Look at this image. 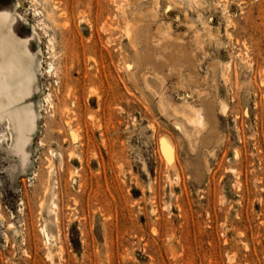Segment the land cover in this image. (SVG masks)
<instances>
[{
    "label": "rangeland",
    "instance_id": "obj_1",
    "mask_svg": "<svg viewBox=\"0 0 264 264\" xmlns=\"http://www.w3.org/2000/svg\"><path fill=\"white\" fill-rule=\"evenodd\" d=\"M0 9L38 34L39 115L25 171L0 144V264H264V0Z\"/></svg>",
    "mask_w": 264,
    "mask_h": 264
},
{
    "label": "bare ground",
    "instance_id": "obj_2",
    "mask_svg": "<svg viewBox=\"0 0 264 264\" xmlns=\"http://www.w3.org/2000/svg\"><path fill=\"white\" fill-rule=\"evenodd\" d=\"M153 16L155 17V15ZM20 21H24V19L21 16H18L16 11L0 9V123L5 126L4 128L7 131L6 134L0 133V144L6 146L8 150L13 151L17 155L20 164L19 167L21 170L24 168L25 171L29 165L28 149L32 144L33 135L38 128L37 123L39 120V115L32 102L37 85V61H35L36 55L30 50V46L34 41V36L32 37V34L35 36L38 34L36 30L32 28L31 35L27 38L22 39L18 37L14 30V26ZM136 25L137 24L134 23V27ZM160 28L159 30L163 33L170 31L169 27L161 26ZM127 36L129 43L134 49H136V34L132 27L127 29ZM16 42L23 47V59L14 54L12 43ZM127 68L130 77L133 79L135 75V65L128 66ZM176 72L182 75L181 73L183 70H176ZM189 92L187 91V97L195 99L196 96H198L200 98V93L198 91L193 90L190 93ZM163 99L165 100V98ZM163 99L160 97L157 103L159 105L158 108L160 107L162 111L164 110L165 104H163ZM191 103L192 102L185 100L179 109L173 107L175 109L173 111L175 114L182 116L186 123L192 126V134L197 137L200 132V127L203 126L202 116L200 115L201 113H199L202 112V110L197 111L193 106V103ZM169 108L172 107L170 106ZM64 113H68L67 107L65 108ZM76 133L72 134L73 138L77 136ZM186 133L187 132H185V134ZM162 150L166 154V159H169V161L173 159V151L171 152L172 148L168 141H165ZM53 207L54 209L57 208L54 204ZM50 212L52 213L54 220L57 221L58 218L56 211L51 209L49 210V213ZM51 239L54 240V236H51Z\"/></svg>",
    "mask_w": 264,
    "mask_h": 264
},
{
    "label": "crops",
    "instance_id": "obj_3",
    "mask_svg": "<svg viewBox=\"0 0 264 264\" xmlns=\"http://www.w3.org/2000/svg\"><path fill=\"white\" fill-rule=\"evenodd\" d=\"M12 49L14 51V54L17 57H20V58L23 59V55H24L23 47L18 42L12 43Z\"/></svg>",
    "mask_w": 264,
    "mask_h": 264
}]
</instances>
